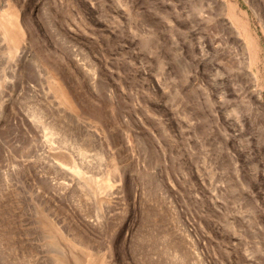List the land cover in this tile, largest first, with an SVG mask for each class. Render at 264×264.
I'll list each match as a JSON object with an SVG mask.
<instances>
[{"label": "rangeland", "instance_id": "374dc122", "mask_svg": "<svg viewBox=\"0 0 264 264\" xmlns=\"http://www.w3.org/2000/svg\"><path fill=\"white\" fill-rule=\"evenodd\" d=\"M219 1L0 0V264H264V0Z\"/></svg>", "mask_w": 264, "mask_h": 264}, {"label": "bare ground", "instance_id": "6f19581e", "mask_svg": "<svg viewBox=\"0 0 264 264\" xmlns=\"http://www.w3.org/2000/svg\"><path fill=\"white\" fill-rule=\"evenodd\" d=\"M219 1V0H218ZM220 3H221V6H222V10L223 11H225V12H227V14L229 15V18H232L233 20H236V22L238 21H241V17H240V15L237 13V11H236V9L228 2V0H220L219 1ZM225 12H224V14H225ZM14 18V17H13ZM10 23H12V24H14L13 23V21L11 22H9V24ZM241 23V22H240ZM12 24H10V25H12ZM231 25L234 27V25L235 24H233V23H231ZM13 26V25H12ZM243 27V26H242ZM245 30V29H244ZM246 31V30H245ZM234 32L236 33V35L238 36V41H240V43L242 44V45H244L245 47H247V45L248 44H250V43H253L252 42V39H251V35H250V33H247L246 32V34H245V37L243 36V37H241V33L237 30H235L234 29ZM241 37V38H240ZM251 46V45H250ZM254 57V56H253ZM79 171V170H78ZM77 171V172H78Z\"/></svg>", "mask_w": 264, "mask_h": 264}]
</instances>
